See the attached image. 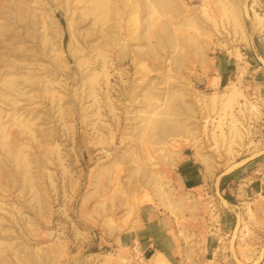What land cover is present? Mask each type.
Masks as SVG:
<instances>
[{
  "label": "rangeland",
  "instance_id": "374dc122",
  "mask_svg": "<svg viewBox=\"0 0 264 264\" xmlns=\"http://www.w3.org/2000/svg\"><path fill=\"white\" fill-rule=\"evenodd\" d=\"M0 264H264V0H0Z\"/></svg>",
  "mask_w": 264,
  "mask_h": 264
},
{
  "label": "crops",
  "instance_id": "0c3cea01",
  "mask_svg": "<svg viewBox=\"0 0 264 264\" xmlns=\"http://www.w3.org/2000/svg\"><path fill=\"white\" fill-rule=\"evenodd\" d=\"M178 169V176L184 187L197 193L205 186L206 175L190 159L185 160L184 158ZM142 210V213L148 214V218L147 227L145 226V230L139 232V238L147 241V243L151 241L149 243L153 247L154 254L157 252L166 256V252L176 249V238L168 231L169 226H167L166 217H161V214L155 212L153 209L147 212H144V209Z\"/></svg>",
  "mask_w": 264,
  "mask_h": 264
}]
</instances>
